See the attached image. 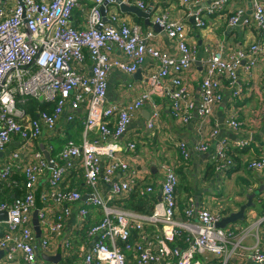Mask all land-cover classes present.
I'll list each match as a JSON object with an SVG mask.
<instances>
[{"label":"built area","instance_id":"2783aa9c","mask_svg":"<svg viewBox=\"0 0 264 264\" xmlns=\"http://www.w3.org/2000/svg\"><path fill=\"white\" fill-rule=\"evenodd\" d=\"M178 1L201 5L204 0ZM227 1L215 0L205 10L191 12L196 25L204 27V14L221 10ZM121 2L147 9L143 0ZM115 4L117 0H91L90 4L86 0H0V151L16 138L25 149L15 151L12 161L0 163V182H8L14 170L24 178L22 182L14 181L22 191L21 195L12 201L0 200V213H6V218L0 219V254L3 252L11 263L19 262L20 257L25 264H71L66 259L50 261L42 255L50 254L53 238L61 236L65 255L70 256L76 239L83 235L84 246H77L82 264H202L196 260L198 254L213 255L222 258V264H228L243 247L242 240L249 232L236 240L233 227L217 226L224 216L199 205L194 196L187 197L184 212L180 213L177 194L180 177L175 168L164 165L159 188L162 202L152 213L144 214L118 203L136 191L144 197L155 192L153 185L138 188L140 180L136 170H132L130 163L119 155L123 149L120 138L134 113L153 94H165L171 100L172 113L177 118L182 116L184 121H189L196 111L203 121L209 120L214 107L223 100L219 76L225 77L234 95H238L239 68L248 54L254 56L263 51L264 39L227 57L221 50L211 51L202 60L205 75L196 104L183 78L197 62V47L188 43L185 23L171 19L167 13L153 19V24H158L177 41V54L171 55L148 41L155 36L153 30L143 32L139 25L119 21L118 11L109 8ZM77 8H87L84 28H77L72 23ZM118 21V25L113 23ZM251 22L264 30L263 0H252L251 16L245 9L237 8L229 18L232 26ZM115 49L121 50L127 60L114 57ZM86 50L92 62L90 75L81 71ZM148 58L159 62V69L147 78L149 90L124 106L106 105L110 72L118 68L133 74ZM255 64L256 60H251L247 68L251 69ZM165 78L171 80L169 88L163 84ZM40 96L45 102L54 104L53 111L39 110L32 116L19 105L30 97L39 99ZM67 104L73 112L85 107L86 131L92 129L97 135L92 140L86 137L81 144L68 140L57 156L62 164L51 159L54 165L51 167L43 152L34 148V142L45 130L56 128ZM158 116L159 110L155 106L148 121L149 128H153ZM69 119H73V114ZM229 125L239 129L242 122L232 118ZM212 133L214 136L219 134V125ZM245 145L246 141L238 142V147ZM180 146L185 158L190 157L186 143ZM52 149L49 145L48 150ZM128 149L134 151L136 144L131 142ZM208 149L207 141H198L194 146L198 153ZM229 150V141L221 138L215 155L218 172L234 166ZM249 168L263 171L264 156L253 160ZM77 169L83 172L91 190L82 207H76V204L83 200L84 194L78 188L62 187L66 178ZM47 171L48 187L40 199L49 204L37 209L38 184ZM118 172L129 176L119 180L116 178ZM101 179L110 186L107 196L100 189ZM90 207L101 208L103 218L85 228ZM35 211L41 228L40 237L33 228ZM73 215L77 216L78 223L75 232L67 233V224ZM261 222L264 224V217ZM2 224H5L4 229ZM148 226L152 228L148 229ZM176 240H181L183 245H171ZM250 250L253 262L264 264V250L258 246Z\"/></svg>","mask_w":264,"mask_h":264},{"label":"crops","instance_id":"0c3cea01","mask_svg":"<svg viewBox=\"0 0 264 264\" xmlns=\"http://www.w3.org/2000/svg\"><path fill=\"white\" fill-rule=\"evenodd\" d=\"M147 4L150 13V23L145 18L131 12L124 13L118 4L109 7L111 10L118 11L119 21L124 20L129 25H139L143 32L153 30L154 38L149 39L159 50L166 51L171 55H176L178 46L175 39L170 38L161 27H154L153 19L161 13H167L175 21H182L187 29V41L197 47V62L183 74L185 85L188 88L194 102L197 104L200 99V86L205 75V67L202 60L213 50H221L225 56L236 53L238 50H247L252 43L264 39V30L258 28L255 22L248 25L232 26L229 18L237 8L245 9L248 16L252 15V5L250 0H228L225 6L213 14L205 13L206 25L199 27L196 25L191 12H196L202 8L205 10L215 0H204L201 5L183 4L178 0H143ZM264 1V0H263ZM87 4L91 0H86ZM87 8H77L73 12L72 23L77 28H84L87 21ZM107 21H111L106 17ZM118 22H113L118 25ZM85 62L81 65V71L87 75L91 74V59L89 52L85 51ZM114 57L127 60L126 55L119 49H115ZM251 60H256V64L251 69L247 65ZM159 69V62L148 58L138 69L141 74H129L114 68L109 74L107 103L124 106L133 101L140 93L149 90L147 78L154 70ZM223 86V100L217 104L211 117L203 121L196 111L193 112L189 121H184L183 117H175L172 113L171 100L165 94H153L144 106L134 113L131 123L125 134L120 138L123 149L119 155L130 163L132 170H136L139 176V187L153 185L155 192L143 198L144 211H140L131 204L132 196H135L134 203L140 200L139 193L136 191L130 197L120 200L118 203L127 208L148 214L154 211L157 204L162 202L160 194V184L164 175V165L175 168L179 177L178 186V209L184 212L188 196H194L197 203L205 208L220 212L227 216L239 210L240 206L248 201V196L254 194L253 205L246 209L245 219L229 224L235 229L237 239L245 233L248 236L243 238L242 246L236 256L228 264H255L250 257L251 247L258 246L264 250V224L259 221L264 217V170L257 171L249 168L253 160L264 156V49L256 55H247L238 71L237 86L240 88L238 95L229 87L225 77L219 76ZM165 88L171 86L170 78L163 80ZM40 100V99H39ZM45 102L44 100H40ZM48 105L47 111H53L54 104L45 102ZM158 108L159 116L153 128L148 127V121L153 114V110ZM73 114V119L69 116ZM238 118L242 122L239 129H234L229 125V120ZM86 110L82 107L73 112L71 106L67 104L59 118L57 126L53 130H45L42 137L34 142V148L38 151L46 150L51 159H55L60 149L68 140H74L81 144L88 137L94 139L96 131L85 128ZM219 125V134L214 136L212 130ZM221 138H226L230 144V155L234 160V166L223 172H218L215 167L216 149ZM198 141H207L209 149L204 153L194 151V146ZM239 141H246L247 145L238 147ZM134 142L136 149H128L129 144ZM181 143H186L190 152V157L185 158ZM53 149L48 150V146ZM25 151L22 143L16 138L7 148L0 151V163H8L13 160L15 151ZM46 157V155H45ZM104 167L107 165L103 162ZM155 168V172H153ZM81 173V172H80ZM129 175L118 172L117 179H125ZM143 178V179H142ZM185 181V184L182 182ZM23 176L14 170L8 182H0V200L12 201L14 197L22 194L19 187L14 185V181H23ZM49 172H45L39 181L37 191V209L48 206V202H43L40 195L47 189ZM10 184L11 186H8ZM74 186V187H73ZM63 188H78L84 195L91 192L86 185L84 174L73 171L70 177L62 183ZM100 189L107 196L110 193V186L100 180ZM117 203V202H116ZM84 200L78 202L76 207H82ZM77 216L69 218L66 232H75ZM6 218L5 216L2 218ZM103 218V212L99 207H90L85 228L98 223ZM5 228V224H2ZM34 228V222H33ZM148 229L152 227L148 226ZM45 231V230H44ZM82 234V231L79 232ZM44 235V232L43 234ZM135 236V234H134ZM83 237V235H82ZM82 237L76 239V244L70 256L65 255V248L62 244L63 237H55L49 256L60 255L61 259L68 260L71 264H82V257L78 253L82 248ZM242 239V238H241ZM241 241V240H240ZM174 244H182L181 240H176ZM183 245V244H182ZM91 246V245H90ZM2 264H25L22 258L19 262H9L3 256ZM202 264H222V258L213 255L196 256ZM9 262V263H8Z\"/></svg>","mask_w":264,"mask_h":264},{"label":"water","instance_id":"95a60500","mask_svg":"<svg viewBox=\"0 0 264 264\" xmlns=\"http://www.w3.org/2000/svg\"><path fill=\"white\" fill-rule=\"evenodd\" d=\"M250 2H251V0H250ZM117 4L119 5V8L121 9L122 12H124V13L131 12L133 14H136V15H138L140 17L145 18L146 21L148 23H150V13L148 11H145V10L139 8L135 4L129 5V4L122 3L121 0H117ZM250 5H252V2H251ZM103 9H104V7H103ZM154 27L157 28V29L160 28V26L158 24H154ZM136 74L140 75L141 74V71L138 70L135 73V75ZM39 99L40 100H43V97L40 96ZM44 153L46 155L47 160L50 163V166L53 167L54 165L51 162V158H50L49 153L46 150H44ZM152 170H153V172H155V168H153ZM87 197H88V195H84L83 196V200H86ZM253 198H254V194L249 195L248 196V201L246 203L242 204L240 206V208H239L238 211L232 212L231 214H229L227 216H224L222 218V220L217 224V226L218 227H221V228H224V227H226L229 224H232L234 222L243 221L245 219L246 209L254 204L253 203ZM4 216L6 217V213H0V219H2ZM33 222H34V229L36 231V235L38 237H40V235H41V228H40V225H39V219H38V213H37V211H35V213H34V220H33ZM95 241H96V238L93 240V242H92V244H91V246L89 248V251L91 250V248L94 245ZM42 256L45 259L50 260V261H54V262H58L61 259V256L60 255L49 256V255L43 254Z\"/></svg>","mask_w":264,"mask_h":264},{"label":"trees","instance_id":"16d2710c","mask_svg":"<svg viewBox=\"0 0 264 264\" xmlns=\"http://www.w3.org/2000/svg\"><path fill=\"white\" fill-rule=\"evenodd\" d=\"M19 105H21L23 108H25L26 111L29 114H31L32 116H36L37 112L39 110L48 109V105L45 104V102H41V101H39V99L34 98V97H30V98L26 99L24 102H20ZM74 171H78L79 174L82 175V171L80 169H77V170H74ZM134 198H135V196H132L131 204L129 206L135 207V208H137L140 211H144V207H143V204H144L143 198H144V196L137 197V198H140V200H138V203H134L133 202L136 199V198L135 199Z\"/></svg>","mask_w":264,"mask_h":264},{"label":"rangeland","instance_id":"374dc122","mask_svg":"<svg viewBox=\"0 0 264 264\" xmlns=\"http://www.w3.org/2000/svg\"><path fill=\"white\" fill-rule=\"evenodd\" d=\"M40 101V100H39ZM183 181H182V178H181V183H182ZM184 184H185V181L183 182Z\"/></svg>","mask_w":264,"mask_h":264}]
</instances>
